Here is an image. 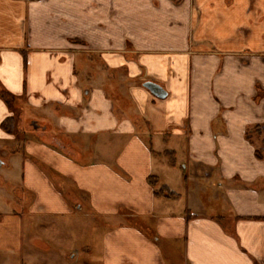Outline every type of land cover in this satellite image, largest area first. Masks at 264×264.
Returning a JSON list of instances; mask_svg holds the SVG:
<instances>
[{
	"label": "crops",
	"instance_id": "1",
	"mask_svg": "<svg viewBox=\"0 0 264 264\" xmlns=\"http://www.w3.org/2000/svg\"><path fill=\"white\" fill-rule=\"evenodd\" d=\"M8 118L47 147L5 152ZM262 124L264 0H0V167L19 170L29 217L89 234L101 264H264V159L247 138ZM179 155L205 214L154 195ZM23 211L0 214V264L23 248Z\"/></svg>",
	"mask_w": 264,
	"mask_h": 264
},
{
	"label": "rangeland",
	"instance_id": "2",
	"mask_svg": "<svg viewBox=\"0 0 264 264\" xmlns=\"http://www.w3.org/2000/svg\"><path fill=\"white\" fill-rule=\"evenodd\" d=\"M29 124V121H24L23 124L21 121L18 123V125L22 126L23 130L26 132H20L17 123L14 124L12 130L15 135L19 136H17L19 144L16 147L6 146L7 149H5V152L9 153L10 150L14 148L21 150L23 148V142H21L23 138L24 141L32 140L40 143L41 146H46L41 139H38L35 135L29 133L31 131ZM256 139L260 143V138L256 137ZM0 158L2 160L4 159L5 162L9 160L8 155H3L2 153L0 154ZM172 160L176 163L175 158ZM155 161L159 162L157 158H155ZM166 162L170 163L171 159L168 157ZM181 162L182 161L179 155L177 159V169L175 171L171 170L167 172L169 175H166V178L162 181L163 183H161L168 184L171 192H175V194H180L181 196L180 200H176L174 202L175 204L172 203L171 209L176 212H183L186 208H189L193 214H205L209 212L208 207L202 204L203 201L201 198L199 200L191 199L190 191L186 192L184 189V179L186 177L185 174L180 171V167L182 166ZM18 171L12 169L7 170L6 168L0 167V214H9L13 211L16 212V210L20 211V208L25 211L26 202L23 199L24 196L18 195V188L21 187L17 184L20 174ZM24 211L20 215L22 216L23 221V248L20 253L12 257L10 262L11 264H68L65 260H63V258H61L62 241L65 242L64 244L69 248V250H75L80 254L81 259L79 264H101L97 255V259L95 256L90 257L87 255L89 249H81L86 242H90L89 234H62L61 232L64 231H61V228H68L66 227V220H61V217L53 219L44 218L39 214L29 217L26 211ZM82 211V215L90 213L87 209L84 210L82 208ZM105 220L111 222V225H114V222L110 219ZM93 226L95 225L92 223L91 216H88V218H83L81 222L74 223L71 227H75L83 233L88 229V227L92 228ZM78 237L79 239H77ZM40 243L44 246H41ZM1 260H3V257L0 256V262Z\"/></svg>",
	"mask_w": 264,
	"mask_h": 264
},
{
	"label": "trees",
	"instance_id": "3",
	"mask_svg": "<svg viewBox=\"0 0 264 264\" xmlns=\"http://www.w3.org/2000/svg\"><path fill=\"white\" fill-rule=\"evenodd\" d=\"M14 124H15L14 118H8L2 122L1 127L6 132H9L14 127ZM252 137L260 138V148L255 151V155L258 159H264V124L257 125L248 132L247 138L251 139ZM170 159H171V162L169 164L170 166H173L174 165L173 160L172 158ZM155 184L156 183L154 182V185H153L154 188H155ZM154 195L157 197H163V198L170 199V200L176 197L174 193L169 191V189L164 186L160 187L159 189H155Z\"/></svg>",
	"mask_w": 264,
	"mask_h": 264
},
{
	"label": "water",
	"instance_id": "4",
	"mask_svg": "<svg viewBox=\"0 0 264 264\" xmlns=\"http://www.w3.org/2000/svg\"><path fill=\"white\" fill-rule=\"evenodd\" d=\"M143 87L158 98H164L166 96L165 92L155 83L146 82L143 84Z\"/></svg>",
	"mask_w": 264,
	"mask_h": 264
},
{
	"label": "flooded vegetation",
	"instance_id": "5",
	"mask_svg": "<svg viewBox=\"0 0 264 264\" xmlns=\"http://www.w3.org/2000/svg\"><path fill=\"white\" fill-rule=\"evenodd\" d=\"M35 127V124H32V128ZM35 129V128H34ZM2 163V161L0 160V164Z\"/></svg>",
	"mask_w": 264,
	"mask_h": 264
}]
</instances>
